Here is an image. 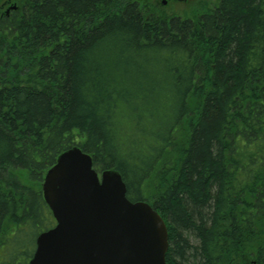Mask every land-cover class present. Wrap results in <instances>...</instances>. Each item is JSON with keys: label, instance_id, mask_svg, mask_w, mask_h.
<instances>
[{"label": "trees", "instance_id": "1", "mask_svg": "<svg viewBox=\"0 0 264 264\" xmlns=\"http://www.w3.org/2000/svg\"><path fill=\"white\" fill-rule=\"evenodd\" d=\"M75 146L163 219L166 264H264V0L190 18L29 0L0 19V264L55 224L43 176Z\"/></svg>", "mask_w": 264, "mask_h": 264}, {"label": "water", "instance_id": "2", "mask_svg": "<svg viewBox=\"0 0 264 264\" xmlns=\"http://www.w3.org/2000/svg\"><path fill=\"white\" fill-rule=\"evenodd\" d=\"M41 191L55 225L38 235L28 264H166L163 219L129 201L120 174L97 173L79 147L57 157Z\"/></svg>", "mask_w": 264, "mask_h": 264}, {"label": "rangeland", "instance_id": "3", "mask_svg": "<svg viewBox=\"0 0 264 264\" xmlns=\"http://www.w3.org/2000/svg\"><path fill=\"white\" fill-rule=\"evenodd\" d=\"M146 6V12L155 16L192 17L199 16L206 10L213 9L219 0H195L187 2H167L163 5L162 0H139ZM165 1V0H164Z\"/></svg>", "mask_w": 264, "mask_h": 264}, {"label": "flooded vegetation", "instance_id": "4", "mask_svg": "<svg viewBox=\"0 0 264 264\" xmlns=\"http://www.w3.org/2000/svg\"><path fill=\"white\" fill-rule=\"evenodd\" d=\"M28 1L29 0H0V19L10 18L13 13L20 11L22 5H25ZM167 1L174 3V2H183V1L187 2L188 0H167ZM189 1H195V0H189Z\"/></svg>", "mask_w": 264, "mask_h": 264}]
</instances>
